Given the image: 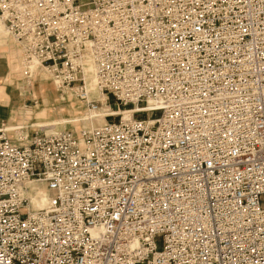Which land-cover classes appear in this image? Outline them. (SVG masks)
Segmentation results:
<instances>
[{
  "label": "built area",
  "instance_id": "1",
  "mask_svg": "<svg viewBox=\"0 0 264 264\" xmlns=\"http://www.w3.org/2000/svg\"><path fill=\"white\" fill-rule=\"evenodd\" d=\"M0 19L29 79L119 111L0 123V264H264V0H0Z\"/></svg>",
  "mask_w": 264,
  "mask_h": 264
},
{
  "label": "rangeland",
  "instance_id": "2",
  "mask_svg": "<svg viewBox=\"0 0 264 264\" xmlns=\"http://www.w3.org/2000/svg\"><path fill=\"white\" fill-rule=\"evenodd\" d=\"M15 66H17V69L19 68V71H20V72L15 73L16 80L21 81L22 79L24 86H22V88L18 87V84H17L18 82L15 81L13 83L14 85L9 87L7 92H9V94L14 93L15 95H18V94L21 95V93L23 92L21 96L26 97V99L23 100V102L21 103L22 105L23 103L26 105H23V106L21 105V108L19 109V115L16 118V120L12 122L8 120L6 123V126L11 123H14L16 125H23L27 127L26 130L29 131L30 135H32L34 130L37 129V126L43 127L44 130L46 131L55 130V129L66 126L78 132L83 126H87L91 124L97 125L99 123H102V121L104 120V118L99 114L97 115H99L100 118L102 119H99V116L97 117L98 119L92 118L93 114L90 113L86 107L80 105V102L78 100H75L74 98L62 101L60 92L57 90V86L52 81L51 76L47 72H42L40 75L35 76L32 79H29L24 74L23 69H22L21 49H20L19 59L17 63H15ZM28 82L29 84H27ZM38 82H41V84H44V83L52 84L53 91L55 93L54 97H56L57 99L52 98L50 103H47L46 101L44 104V102L39 97V93H37L38 88L35 89V87L37 86L35 84H37ZM36 94H38V99L35 98L37 96ZM96 97L98 98V96ZM37 100L39 101V105H37L36 103ZM42 110H47L48 114L46 116L40 115V112ZM121 110H123V108ZM152 115L155 116L154 113ZM63 117H68V118H63ZM106 119H112V117L111 118L106 117ZM48 120H53V121H49L46 123H38L40 121H48ZM15 129H18L17 132L19 133L21 132L20 128H14L13 130ZM12 136H14V134H12ZM32 195H33V198L36 197L35 194H32ZM47 195L49 196V193H47Z\"/></svg>",
  "mask_w": 264,
  "mask_h": 264
},
{
  "label": "crops",
  "instance_id": "3",
  "mask_svg": "<svg viewBox=\"0 0 264 264\" xmlns=\"http://www.w3.org/2000/svg\"><path fill=\"white\" fill-rule=\"evenodd\" d=\"M6 26L4 25L3 21L0 19V123L6 122L9 120L10 122L15 121L16 118L19 115V109L21 108V105L23 100L26 99V97L21 95H15L14 93L9 94L8 89L15 81L18 83V87L22 88L23 80L21 81L16 80L15 73L20 72L19 68L17 69V66H15V63H17L19 56H20V47L18 46L17 42L8 34ZM29 84V82L27 83ZM35 87L38 88L37 93H39L40 99L44 102L47 101V103H50L52 98L57 99L55 96V93L53 91V86L50 83H44L41 84V82H38ZM49 92V93H48ZM35 98L38 99V94ZM56 101V100H54ZM37 105H39V101L37 100ZM23 105H26L23 103ZM22 105V106H23ZM48 114L47 110H42L40 112V115L46 116ZM68 118V117H63ZM55 120V119H54ZM53 120L48 121H40L38 123H46ZM10 126V127H8ZM9 130H13L14 128H21V125H16L14 123H11L7 125ZM55 131V130H50Z\"/></svg>",
  "mask_w": 264,
  "mask_h": 264
},
{
  "label": "bare ground",
  "instance_id": "4",
  "mask_svg": "<svg viewBox=\"0 0 264 264\" xmlns=\"http://www.w3.org/2000/svg\"><path fill=\"white\" fill-rule=\"evenodd\" d=\"M6 30H7V28H6ZM7 32H8V30H7ZM86 70H87V73L89 75L88 76V78H89L88 79L89 89H90L91 93L93 94V97H96L97 96V89H96V82H95V76H94V66L92 64H89V65H87ZM55 85L57 86L56 83H55ZM100 98L104 102V105L102 106V108L100 110H97V111H89V112L93 114L92 118H97L99 115H101L104 118V120L102 121V123H103V122L107 121L106 118H105V114L108 113V112H111V111H116L117 109H113V108L110 107L109 104H105L106 95H104V94L100 95ZM97 114H99V115H97ZM128 115H130V113H128V111H124V117H128ZM99 119H102V118H100V116H99ZM47 132H52V131H47ZM35 190H36V193H33V194H35L36 197L33 198V195H32V203H33L32 205H34L33 207L34 208H40V207H43L44 205L46 206V204H47V202L49 201V198H50V194H49V196L47 195V193H49L47 188L45 186H42V185L41 186L36 185L35 186Z\"/></svg>",
  "mask_w": 264,
  "mask_h": 264
}]
</instances>
